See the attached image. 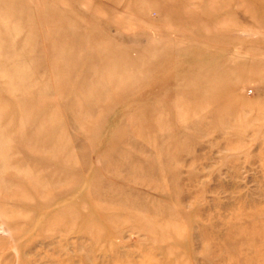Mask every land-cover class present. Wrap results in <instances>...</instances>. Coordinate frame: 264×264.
Masks as SVG:
<instances>
[{"label": "rangeland", "instance_id": "rangeland-1", "mask_svg": "<svg viewBox=\"0 0 264 264\" xmlns=\"http://www.w3.org/2000/svg\"><path fill=\"white\" fill-rule=\"evenodd\" d=\"M0 264H264V0H0Z\"/></svg>", "mask_w": 264, "mask_h": 264}]
</instances>
